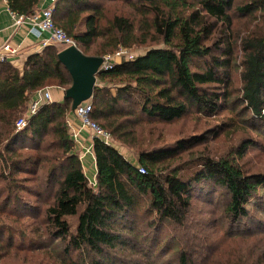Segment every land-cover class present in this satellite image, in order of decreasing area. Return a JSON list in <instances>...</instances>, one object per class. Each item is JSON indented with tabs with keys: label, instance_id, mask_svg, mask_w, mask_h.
Listing matches in <instances>:
<instances>
[{
	"label": "trees",
	"instance_id": "16d2710c",
	"mask_svg": "<svg viewBox=\"0 0 264 264\" xmlns=\"http://www.w3.org/2000/svg\"><path fill=\"white\" fill-rule=\"evenodd\" d=\"M5 2L11 14L27 17L40 0ZM109 2L127 4L139 21L124 16L107 20L104 4ZM230 10L246 18L258 14L253 18L257 32L241 41L237 113L242 123L264 135V0L240 4L236 0H57L54 24L76 41L84 56L103 58L119 49L129 51L145 45L150 37L163 44L98 73L90 120L112 140L125 144L140 119L168 124L194 112L211 117L221 109L233 111L234 103H228V94L222 91L230 83L232 47L222 42L208 45L214 33L209 20L222 23L228 32ZM216 50L222 51L219 57L213 55ZM61 51L57 45H47L28 56L22 70L0 61V144L6 143L0 149V216L14 219L13 224L21 222L33 211L23 195L43 198L47 194L51 204L44 212V235L51 244L64 246L56 264H154L150 260L162 247L156 233L170 224L188 235L185 228L192 201L202 194L203 199L209 197L206 190L220 192L222 216L229 228L244 222L261 225L255 213L264 214V173H249L239 164L251 142L243 141L223 158L200 155L193 160L194 173L181 175L182 169H168L166 161L180 158L179 154L205 143L207 137H193L172 150L140 152L136 165L114 146L93 138L88 157L94 160L95 178L90 185L69 134L71 100L41 104L26 126L17 130L16 121L27 115L30 98L48 88L64 93L71 86V77L58 59ZM222 126L218 130L231 124ZM218 130L212 132L213 138ZM49 137L48 147L55 149L51 158L22 156L25 147L39 152ZM140 167L143 173L138 172ZM146 215L152 217L143 224ZM5 222L0 219V226ZM144 226L155 229L154 233L146 232ZM14 240L11 233L7 235V247H13ZM126 253L133 254L134 260ZM197 255L186 242L175 264H195ZM140 256L144 259L137 262L135 257Z\"/></svg>",
	"mask_w": 264,
	"mask_h": 264
},
{
	"label": "rangeland",
	"instance_id": "374dc122",
	"mask_svg": "<svg viewBox=\"0 0 264 264\" xmlns=\"http://www.w3.org/2000/svg\"><path fill=\"white\" fill-rule=\"evenodd\" d=\"M243 1L245 0H236V4ZM104 7L107 20L113 16H124L139 21V16H136L123 2L105 3ZM228 13L232 21L228 32L222 23L209 20L210 24H214V33L208 45L222 42V44L232 47L231 56L234 65L229 74L230 83L222 91H226L228 94L227 102L234 103L233 111L221 109L211 117H205L194 112L168 124L152 123L140 119L139 122L133 124V137L128 143L123 144L115 139L112 140L113 146L127 161L136 165V158L140 152L172 150L178 146L177 144L187 142L193 137H207L205 143L179 154L180 158L168 159L165 166L168 169H182L181 175H191L195 171L192 163L196 157L203 155L213 159L223 158L234 153L237 147L246 141L247 144L251 142L253 146L249 148L244 159L239 162L240 166L249 173H264V135L253 131L246 123H242L240 114L237 113L239 110L237 98L240 96L242 86L239 77L243 60L241 41L257 32L258 23L253 18L258 14L255 13L254 17L246 18L238 15L234 10H230ZM151 38L145 45L135 46L127 52L138 57L150 49L163 48L160 40L154 41ZM57 46L62 50L65 49L62 45ZM93 49H95V45ZM221 52L213 51L214 57H219ZM92 53L90 52L88 55ZM32 99L30 98L27 107H29ZM23 118H25V114L19 119ZM225 124H231V126L218 130ZM216 129L219 134L213 138L211 134ZM50 140L49 137L43 141L40 151L37 153H32L25 147L22 156L45 154L47 158H51L55 155V149L48 147ZM5 144V142L0 144V149H4ZM85 157L88 158V155ZM86 160H83L84 173L89 184L92 185L95 173L90 174L93 169L88 168ZM41 168L47 170V165H42ZM210 191L206 190V194L210 193L209 197L203 199L202 195L204 194H202L192 201L187 219L189 227L185 228L188 235H184V229H179L170 224L162 225L160 232L156 233L157 238L161 240L159 246L162 247L158 253L152 256L150 262L175 264L177 252L183 244L188 242L190 249L200 253L195 257V264H264V214L262 216V214L255 213L259 218L257 221H261V225L244 222L239 228H229L222 216L220 192L213 194ZM261 195L264 198V191ZM23 196L24 200L28 199L27 201L31 203L32 213L30 212L21 222L18 221L15 224L12 222L14 219L0 216L1 220L6 221L3 227L0 226V234L4 232L2 233L3 237H0V264H56L58 256L62 255L60 253L63 252L64 246L57 243L51 244L44 235V229H46L44 212L47 206L51 204V200L48 199L47 194L43 198ZM3 199L4 197H2ZM31 214L34 217L30 216ZM151 217L149 215L144 216L141 219L143 224L149 223ZM33 218L35 219L33 220ZM69 222L72 230H74L76 221L72 219ZM144 230L153 234L155 229L144 226ZM10 233L15 238L11 248L5 244L7 235ZM163 252L166 253L160 258ZM126 256L128 259L134 260L133 254L126 253ZM135 258L137 262H142L144 259L143 256Z\"/></svg>",
	"mask_w": 264,
	"mask_h": 264
},
{
	"label": "built area",
	"instance_id": "2783aa9c",
	"mask_svg": "<svg viewBox=\"0 0 264 264\" xmlns=\"http://www.w3.org/2000/svg\"><path fill=\"white\" fill-rule=\"evenodd\" d=\"M44 2H48V5L41 9H37L32 15L24 17V16H15L14 18V26L27 25L29 27V33L36 38H40L42 35H47V39L42 44L43 47L53 44V45H62L65 48L68 47H77L76 41L68 36L62 29L58 28L54 24L53 13H54V5L57 0H41ZM6 54H14V51L10 48L9 45L5 44L0 48V61L6 60ZM103 64L100 68V71H104L107 69H111L116 62L120 61H131L134 59V56L127 52V50L119 49L114 55H107L102 58ZM51 102L50 94L47 90L39 91L31 100L30 105L27 109V115L23 119H19L16 123V129L21 130L26 126L27 119L32 116L39 106L43 103ZM92 111L91 102H85L79 105L73 112V116L79 121L80 127L83 130H87L91 133L93 138H98L100 141L105 143L106 145L113 146V141L110 138V135L101 129L97 124L92 122L89 118L90 113ZM73 141L78 145L79 142V134L78 132L69 131ZM80 153V160L83 161L86 155H91V146L86 147ZM139 173H143V169L138 168Z\"/></svg>",
	"mask_w": 264,
	"mask_h": 264
},
{
	"label": "crops",
	"instance_id": "0c3cea01",
	"mask_svg": "<svg viewBox=\"0 0 264 264\" xmlns=\"http://www.w3.org/2000/svg\"><path fill=\"white\" fill-rule=\"evenodd\" d=\"M46 5H48V2L40 0L37 9H41ZM46 39L47 35L45 34L40 38L31 35L27 25L14 26V18H12L11 13L8 11L5 0H0V48L7 44L14 51V54H6L5 56L6 61L13 67L22 70L27 57L39 53L44 48L42 44ZM46 90L50 94L51 101L58 103L63 101L64 93L62 90L58 88H48ZM68 125L69 131L78 132L79 134V142L78 145L76 144L78 152L91 146V133L81 129L79 121L73 114L68 119ZM86 159L88 168L93 169L90 174L95 173L93 158L88 157Z\"/></svg>",
	"mask_w": 264,
	"mask_h": 264
},
{
	"label": "water",
	"instance_id": "95a60500",
	"mask_svg": "<svg viewBox=\"0 0 264 264\" xmlns=\"http://www.w3.org/2000/svg\"><path fill=\"white\" fill-rule=\"evenodd\" d=\"M58 59L72 80L71 86L64 91L63 99L71 100L73 112L79 105L91 100L103 59L84 56L75 47L63 49Z\"/></svg>",
	"mask_w": 264,
	"mask_h": 264
}]
</instances>
